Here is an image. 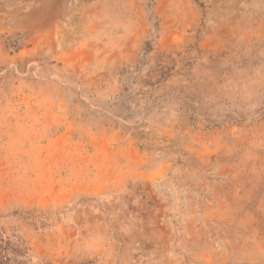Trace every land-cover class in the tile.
<instances>
[{"label": "rangeland", "instance_id": "1", "mask_svg": "<svg viewBox=\"0 0 264 264\" xmlns=\"http://www.w3.org/2000/svg\"><path fill=\"white\" fill-rule=\"evenodd\" d=\"M0 264H264V0H0Z\"/></svg>", "mask_w": 264, "mask_h": 264}]
</instances>
